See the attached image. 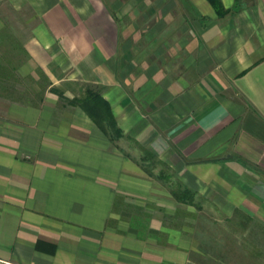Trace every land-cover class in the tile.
Masks as SVG:
<instances>
[{"label":"crops","instance_id":"1","mask_svg":"<svg viewBox=\"0 0 264 264\" xmlns=\"http://www.w3.org/2000/svg\"><path fill=\"white\" fill-rule=\"evenodd\" d=\"M11 1L41 18L29 53L52 84L100 85L122 135L46 96L0 100V264H188L197 210L160 162L264 226V0Z\"/></svg>","mask_w":264,"mask_h":264},{"label":"rangeland","instance_id":"2","mask_svg":"<svg viewBox=\"0 0 264 264\" xmlns=\"http://www.w3.org/2000/svg\"><path fill=\"white\" fill-rule=\"evenodd\" d=\"M20 1L22 0H14V3L17 4ZM104 1L110 11L109 8L114 7L115 4L120 2L125 4L127 0ZM133 1L136 0H129L128 4ZM146 1L154 2V0ZM121 14L120 18L126 20L124 11H121ZM40 23L41 18L31 3L26 2L17 7L11 0H0V57H8L13 64H17L16 72L24 78V84L29 88L30 93L31 90L41 91L42 85L46 83L42 74L47 76L44 69L37 65L29 53L30 42L33 39H45L43 32L40 31ZM47 69L53 71L55 76L62 70L51 61ZM83 83L85 82L80 79L58 80L55 86L64 91L65 96L72 97L80 95ZM48 88L49 86L42 92L43 100L46 96L45 100L54 104L57 113H60L62 109L73 107L65 99L48 91ZM28 95L29 93L24 97ZM0 100L5 103L22 104L5 97H0ZM199 199L203 210L197 211V216H194L192 225L196 246L188 253V264H264V226H252L253 221L238 217V213L226 220L212 203L205 201L202 197ZM208 218H213L215 223L208 222ZM258 251L260 255H256L255 252Z\"/></svg>","mask_w":264,"mask_h":264},{"label":"trees","instance_id":"3","mask_svg":"<svg viewBox=\"0 0 264 264\" xmlns=\"http://www.w3.org/2000/svg\"><path fill=\"white\" fill-rule=\"evenodd\" d=\"M208 1L215 9L218 16H223L230 11L223 7L220 0ZM16 70L17 64H13L8 57H0V97H5L25 105L38 107L43 102L42 92L49 86L47 89L48 91L65 99L69 105L79 107L110 140L118 139L122 135V131L117 125L111 106L102 95V87L100 85L85 82L83 83L80 95L68 97L65 96L64 91L53 85L47 76L42 74L46 83L42 85L41 91L33 92V90H31L30 93L29 88L24 84V78L21 77ZM40 71L41 70H39V72ZM25 93H29V95L24 97V95H26ZM150 158L155 159L153 156H150ZM160 163H162L164 167L163 171H161L163 174L161 176L165 180L167 189L173 199L182 204L192 205L197 211H202L203 206L197 192L173 180L168 166L163 162ZM225 219L228 220L227 218ZM207 221L215 223L213 222V218H208ZM255 253L256 255H260L259 251Z\"/></svg>","mask_w":264,"mask_h":264}]
</instances>
